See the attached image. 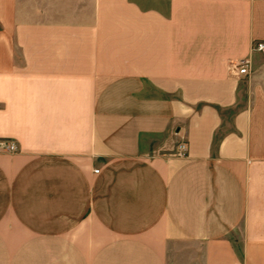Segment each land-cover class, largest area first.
<instances>
[{
    "label": "crops",
    "instance_id": "crops-1",
    "mask_svg": "<svg viewBox=\"0 0 264 264\" xmlns=\"http://www.w3.org/2000/svg\"><path fill=\"white\" fill-rule=\"evenodd\" d=\"M255 40L264 0H0V264H264Z\"/></svg>",
    "mask_w": 264,
    "mask_h": 264
},
{
    "label": "built area",
    "instance_id": "built-area-1",
    "mask_svg": "<svg viewBox=\"0 0 264 264\" xmlns=\"http://www.w3.org/2000/svg\"><path fill=\"white\" fill-rule=\"evenodd\" d=\"M251 51H257L264 53V40H255L251 44ZM233 68L235 72L239 75L246 76L250 73L251 69V58L243 57L237 60L233 64ZM0 144L7 151H15L17 150V144L13 141H1ZM188 146L186 141H181L176 147V154L178 156H184L187 154Z\"/></svg>",
    "mask_w": 264,
    "mask_h": 264
}]
</instances>
